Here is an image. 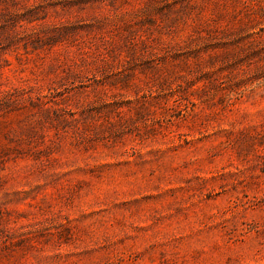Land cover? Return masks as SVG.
Wrapping results in <instances>:
<instances>
[{
	"label": "rangeland",
	"instance_id": "rangeland-1",
	"mask_svg": "<svg viewBox=\"0 0 264 264\" xmlns=\"http://www.w3.org/2000/svg\"><path fill=\"white\" fill-rule=\"evenodd\" d=\"M0 264H264V0H0Z\"/></svg>",
	"mask_w": 264,
	"mask_h": 264
}]
</instances>
